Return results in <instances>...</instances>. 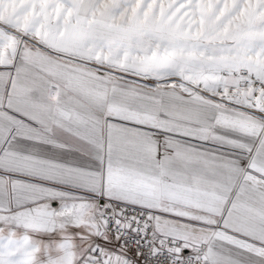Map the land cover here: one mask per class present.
Masks as SVG:
<instances>
[{
    "label": "snow or ice",
    "instance_id": "obj_1",
    "mask_svg": "<svg viewBox=\"0 0 264 264\" xmlns=\"http://www.w3.org/2000/svg\"><path fill=\"white\" fill-rule=\"evenodd\" d=\"M0 264H264V0H0Z\"/></svg>",
    "mask_w": 264,
    "mask_h": 264
}]
</instances>
